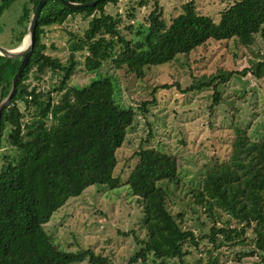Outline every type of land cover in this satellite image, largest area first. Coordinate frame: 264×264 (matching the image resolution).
<instances>
[{"label":"trees","instance_id":"16d2710c","mask_svg":"<svg viewBox=\"0 0 264 264\" xmlns=\"http://www.w3.org/2000/svg\"><path fill=\"white\" fill-rule=\"evenodd\" d=\"M16 1H21L17 24L3 33L2 45L8 48L23 42L40 0H0V17ZM118 1L72 7L62 0H47L41 10L32 55L11 106L0 113V150L6 137L18 151L17 156H4L0 167V264H114L92 248L66 250L46 229L68 200L89 186L119 190L123 179L116 174L118 150L139 114L118 100L115 77L106 74L78 85L71 83L75 74L102 72L112 64L144 78L146 68L189 55L209 40L236 39L251 50L257 46L250 66L202 77L185 91L214 87L209 107L213 111L221 99L217 86L234 74L264 76V0H232L220 10L218 20L200 13L197 0H186L170 22L161 0H133L138 7L152 6L139 26L133 6L126 17L106 10ZM75 16L87 26L82 33L67 29L69 55L63 62L46 53L44 36ZM21 62L0 55V102L9 94ZM48 71L60 74L61 80L44 90L34 81L42 82ZM55 92L61 94L59 99ZM21 103L33 109L30 118ZM148 104L143 102L139 109L145 113ZM152 136L150 132L133 153L137 161L125 182L140 209L143 231L139 236L132 230L139 250L126 264H222L218 251L223 247L246 249L238 258L256 256L257 264H264V138L239 126L229 156L195 187L181 177L179 156L144 145ZM170 187L185 191L195 209L205 214L208 229L202 223L196 231L185 224V213L173 214ZM195 251L204 255L188 259Z\"/></svg>","mask_w":264,"mask_h":264},{"label":"rangeland","instance_id":"374dc122","mask_svg":"<svg viewBox=\"0 0 264 264\" xmlns=\"http://www.w3.org/2000/svg\"><path fill=\"white\" fill-rule=\"evenodd\" d=\"M185 1L161 0L168 22L180 13ZM231 1L197 0V6L200 13L218 20L220 10ZM131 6L135 8V25L139 26L145 22V17L152 9L151 5L138 7L133 0H119L116 4L107 5L106 10L112 14L119 12L126 17ZM20 13L21 1H16L0 17V44L5 43L3 33L16 26ZM86 26V20L75 16L63 26L51 27L44 36L46 53L66 62L69 55L67 29L82 33ZM253 47L254 50H251L236 39L209 40L189 55L181 54L173 61L146 68L144 78L127 73V68L116 69L112 64L105 65L102 72L75 74L71 83L78 85H87L106 74L115 77L120 88L118 100L125 106L133 107L139 114L125 143L118 150L116 174H120L123 179L119 192L92 185L81 196L69 199L46 225L55 241L70 251L92 248L96 253L110 257L114 264H126L139 250L132 230L139 236L143 235L139 221L141 212L125 182L137 161L133 153L150 132L153 136L144 145L179 156L181 177L188 185L195 187L200 186L209 169L229 156L239 126L255 138H264V76L258 79L252 74H234L231 80L217 86L221 99L213 111L209 107L214 99V87L185 91L202 77H209L222 70L236 72L250 66L249 61L257 51V46ZM78 58L81 59L80 56ZM60 80V74L48 71L42 82H34L40 88L50 90ZM167 84L171 86L165 87ZM53 94L55 100L61 95L57 92ZM143 102H149L145 113L139 109ZM21 106L27 118H30L33 109H26L23 103ZM2 146L0 167L4 156L18 154L6 137ZM169 196L171 211L173 214L185 213V224L196 231L202 223H205V229L209 228L210 223L205 214L195 209L185 191L170 187ZM241 249L221 248L218 251L221 263L257 264L256 256L238 258ZM198 254L204 255V251H195L187 258L194 259Z\"/></svg>","mask_w":264,"mask_h":264},{"label":"water","instance_id":"95a60500","mask_svg":"<svg viewBox=\"0 0 264 264\" xmlns=\"http://www.w3.org/2000/svg\"><path fill=\"white\" fill-rule=\"evenodd\" d=\"M62 1L67 6L81 7V6L95 5L100 0H94V1L86 2V3L71 2V1H67V0H62ZM46 2H47V0H40L39 1L35 12L31 16L28 31H27L21 45L15 47V48H8V47L0 44V55H3V56L8 57V58H21L22 59V62L19 66V69H18L17 73L15 74V76L13 77L12 86H11V90H10L9 94L0 102V113L3 109H6L9 106H11L12 97L17 92V83L20 80L22 73L28 64V61H29V59L32 55L33 49H34L37 22H38L41 10H42V8ZM26 38H29V41L27 44H24Z\"/></svg>","mask_w":264,"mask_h":264},{"label":"bare ground","instance_id":"6f19581e","mask_svg":"<svg viewBox=\"0 0 264 264\" xmlns=\"http://www.w3.org/2000/svg\"><path fill=\"white\" fill-rule=\"evenodd\" d=\"M28 41H29V38H26V40H25V43H24V44H27V43H28Z\"/></svg>","mask_w":264,"mask_h":264}]
</instances>
